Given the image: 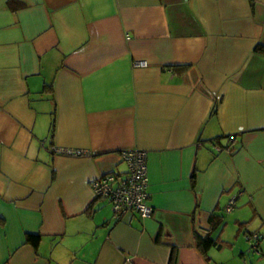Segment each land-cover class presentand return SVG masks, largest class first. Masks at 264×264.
Returning <instances> with one entry per match:
<instances>
[{
	"label": "crops",
	"instance_id": "1",
	"mask_svg": "<svg viewBox=\"0 0 264 264\" xmlns=\"http://www.w3.org/2000/svg\"><path fill=\"white\" fill-rule=\"evenodd\" d=\"M0 264H264V0H0Z\"/></svg>",
	"mask_w": 264,
	"mask_h": 264
},
{
	"label": "built area",
	"instance_id": "2",
	"mask_svg": "<svg viewBox=\"0 0 264 264\" xmlns=\"http://www.w3.org/2000/svg\"><path fill=\"white\" fill-rule=\"evenodd\" d=\"M133 66L145 67L147 61L132 55ZM56 153L81 156L88 153L85 148L55 146ZM120 156L126 163L124 175L113 172L102 173L91 181V188L95 197L107 199L112 206V210L117 215L127 212H137L142 217H147L152 212V207L147 202L148 197V173H147V152L141 148H129L120 151ZM234 198L231 197L225 206L226 211H230L235 206ZM245 238L251 242L255 251H259L258 242L262 235L258 232H245Z\"/></svg>",
	"mask_w": 264,
	"mask_h": 264
},
{
	"label": "trees",
	"instance_id": "3",
	"mask_svg": "<svg viewBox=\"0 0 264 264\" xmlns=\"http://www.w3.org/2000/svg\"><path fill=\"white\" fill-rule=\"evenodd\" d=\"M257 49L259 50L261 48L260 47H257ZM32 238H34V237H32ZM197 239L200 242V244H202V246H206V245L209 246V245L215 243V241L211 237H209V236H200V235H198L197 236ZM34 241L36 242L37 239H35Z\"/></svg>",
	"mask_w": 264,
	"mask_h": 264
}]
</instances>
